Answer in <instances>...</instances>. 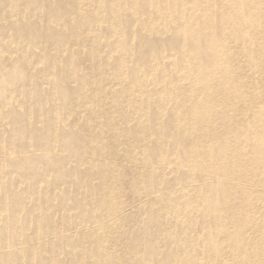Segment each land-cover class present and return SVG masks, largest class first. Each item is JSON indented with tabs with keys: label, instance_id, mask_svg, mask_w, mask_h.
I'll return each mask as SVG.
<instances>
[{
	"label": "bare ground",
	"instance_id": "obj_1",
	"mask_svg": "<svg viewBox=\"0 0 264 264\" xmlns=\"http://www.w3.org/2000/svg\"><path fill=\"white\" fill-rule=\"evenodd\" d=\"M249 101L264 0H0V264H264Z\"/></svg>",
	"mask_w": 264,
	"mask_h": 264
},
{
	"label": "rangeland",
	"instance_id": "obj_2",
	"mask_svg": "<svg viewBox=\"0 0 264 264\" xmlns=\"http://www.w3.org/2000/svg\"><path fill=\"white\" fill-rule=\"evenodd\" d=\"M264 105V102L263 101H259V102H252V101H249V104H248V106H263ZM39 152H41V151H39ZM53 153V155L55 156V157H63V156H65V153L64 152H62V151H60V150H57V149H54L53 151H52ZM61 152V153H60ZM44 168L46 169V164H43L42 166H41V169H42V174H46L47 172L44 170ZM45 173H44V172ZM195 184H197V185H199V184H201V182H196ZM262 190L264 191V187H262ZM59 202L61 201V199H59L58 200ZM63 201V204H69V201L67 200H62ZM257 203V205L259 204V202H256ZM255 216L256 217H258V218H260L262 221H264V214L263 215H260L259 213H257V214H255ZM72 235V234H71ZM77 234L75 233L73 236V238H75V237H77L76 236ZM248 237L249 238H253L252 237V235H250V234H248ZM49 239H45V241L44 242H47ZM24 246V248H26V247H28L29 246V244H23Z\"/></svg>",
	"mask_w": 264,
	"mask_h": 264
}]
</instances>
